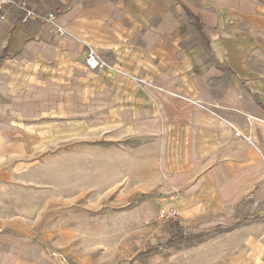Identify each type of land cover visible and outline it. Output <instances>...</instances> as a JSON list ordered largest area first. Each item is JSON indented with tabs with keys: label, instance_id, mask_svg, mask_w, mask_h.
<instances>
[{
	"label": "crops",
	"instance_id": "0c3cea01",
	"mask_svg": "<svg viewBox=\"0 0 264 264\" xmlns=\"http://www.w3.org/2000/svg\"><path fill=\"white\" fill-rule=\"evenodd\" d=\"M29 4L57 12L65 34L7 14L0 115L32 107L62 123L162 140L168 186L182 191L183 213L226 226L214 241L190 244L182 264H264V67L254 65L249 35L264 24V9L248 0ZM89 48L100 68L86 66ZM29 137H19V151ZM15 145L14 132L0 128V172L14 169ZM11 181L0 180V195L8 196ZM7 199L0 198V264H95L72 244L48 245L31 212Z\"/></svg>",
	"mask_w": 264,
	"mask_h": 264
},
{
	"label": "rangeland",
	"instance_id": "374dc122",
	"mask_svg": "<svg viewBox=\"0 0 264 264\" xmlns=\"http://www.w3.org/2000/svg\"><path fill=\"white\" fill-rule=\"evenodd\" d=\"M248 1L264 9V0ZM249 32L254 65L264 67V24ZM17 108L0 115L8 119L0 128L14 132L16 143L14 169L0 172L1 181L12 180L0 198L31 212V223L47 230L48 245L72 244L95 264H182L184 250L214 241L226 227L183 213L182 191L168 186L162 140ZM27 134L19 151V137ZM163 207L177 208L179 216L158 220Z\"/></svg>",
	"mask_w": 264,
	"mask_h": 264
},
{
	"label": "built area",
	"instance_id": "2783aa9c",
	"mask_svg": "<svg viewBox=\"0 0 264 264\" xmlns=\"http://www.w3.org/2000/svg\"><path fill=\"white\" fill-rule=\"evenodd\" d=\"M11 10L20 13L22 22L37 19L50 34L56 36H63L65 34V28L58 23L57 12L35 11L30 6L29 0H0V25L6 20V16ZM85 64L89 69L95 70L103 66L104 62L95 50L89 48L85 54ZM178 216V210L175 207H170L165 210L161 209L157 212V218L160 221L176 219Z\"/></svg>",
	"mask_w": 264,
	"mask_h": 264
}]
</instances>
